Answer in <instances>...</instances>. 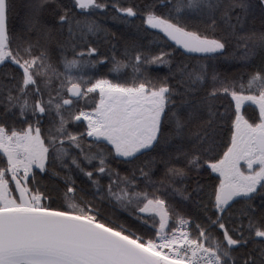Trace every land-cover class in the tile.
Here are the masks:
<instances>
[{"label":"snow or ice","instance_id":"1","mask_svg":"<svg viewBox=\"0 0 264 264\" xmlns=\"http://www.w3.org/2000/svg\"><path fill=\"white\" fill-rule=\"evenodd\" d=\"M22 6L13 28L0 0V264H264V0Z\"/></svg>","mask_w":264,"mask_h":264},{"label":"trees","instance_id":"2","mask_svg":"<svg viewBox=\"0 0 264 264\" xmlns=\"http://www.w3.org/2000/svg\"><path fill=\"white\" fill-rule=\"evenodd\" d=\"M23 2H24V0H16V3L18 5L17 13L10 20V26L13 28H18L20 26L21 17L24 14V9L22 6ZM113 23L114 22L109 21L108 27L113 28V31H117L118 35H120L121 33H124L126 35V37H133V36L137 35L135 33V30L131 26L120 24L117 27H113ZM135 23H139V21L137 20ZM139 35L143 36V33H140ZM145 39H151V37H146ZM158 39L159 38L157 37V40ZM222 69L225 71H229V72H235V71L239 70V65L234 63V62H222ZM130 73H131L130 68L125 70L126 75L130 76Z\"/></svg>","mask_w":264,"mask_h":264}]
</instances>
